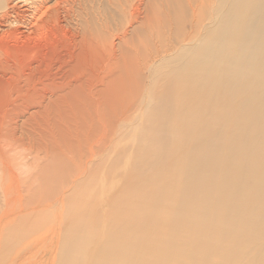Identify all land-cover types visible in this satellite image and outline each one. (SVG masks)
Returning a JSON list of instances; mask_svg holds the SVG:
<instances>
[{
    "label": "bare ground",
    "instance_id": "bare-ground-1",
    "mask_svg": "<svg viewBox=\"0 0 264 264\" xmlns=\"http://www.w3.org/2000/svg\"><path fill=\"white\" fill-rule=\"evenodd\" d=\"M223 88L242 93L230 118H253L244 139L253 151L241 158L231 156L239 143L191 144ZM263 129L264 0H0L2 217L16 202L112 196L120 181L141 192L172 169L182 176L162 190L166 198L181 183L165 217L173 234L113 233L95 260L154 254L167 264L223 251L216 264H264ZM214 192L219 203L197 206ZM188 222L210 233L177 244ZM149 237L164 243L139 246Z\"/></svg>",
    "mask_w": 264,
    "mask_h": 264
},
{
    "label": "rangeland",
    "instance_id": "rangeland-1",
    "mask_svg": "<svg viewBox=\"0 0 264 264\" xmlns=\"http://www.w3.org/2000/svg\"><path fill=\"white\" fill-rule=\"evenodd\" d=\"M241 94L239 88L220 89L217 102L204 106L209 112V116L207 118L205 114L201 121V127H196L191 144L197 146L200 145L201 140L205 141L206 143L200 148L206 152L211 145H213L212 150L214 151V143L217 141L223 150L229 152L231 146H234L233 142H235L239 143V146L235 147V153H231L232 157L234 155L235 158H241L244 154L250 155L253 149L245 146L244 139L247 137L246 131L254 125L253 118H240L236 121L230 118L232 117L231 114L239 110V96ZM261 138L260 146L263 147L264 129ZM207 141H210L211 145ZM255 151L264 160L261 155L262 151ZM186 162L181 164L182 171L192 164L190 160H186ZM210 165V170L214 171L216 162H210ZM171 170L169 169L165 180L148 185L143 184L141 192L138 191L137 185H132L133 181H120L117 184L119 190L112 196H98L96 198L90 196L67 198L62 196L48 201L16 202L15 210L8 212L6 217H2L3 212L1 210L3 207L0 202V264H118L120 261L95 260L96 255L98 257L103 254L101 247L110 240L113 233L121 238L140 227L142 234L157 232L160 236L163 234L166 238L169 237V234H173V232L170 231L165 217L170 215L172 208L177 205L178 188L181 183L176 190L165 191L166 198L169 196L171 203H166V201L164 203L163 198L165 196L162 189L165 181H170L173 176H182L177 171L175 173ZM249 179L250 177H248V181ZM262 182L259 181L257 184ZM175 185L176 182L172 187L175 188ZM231 188L232 184L226 187L228 191ZM250 190H254V187H250L249 182H247L246 192L249 194ZM219 200L220 194L214 192L211 196H201L197 200V206H205L211 201L219 203ZM157 214H160L161 218L153 227L150 222ZM187 214L191 215L192 212H187ZM148 215L149 218L147 219ZM99 219L102 226L99 224ZM183 227H185L186 232L182 229L181 236L177 240V244L180 245H185L181 244L182 242L188 245L193 242V238L190 237L194 234L192 231H198L203 236L210 233L207 227L201 228L194 222H188ZM134 238L129 237L130 240L123 243L129 244V247L135 246L138 241H134ZM163 243L164 240L158 244L157 240L149 237L139 246L156 248L161 247ZM215 253L216 251L209 261H204L203 255L198 254L196 261L175 258L167 264H216L224 252ZM155 256L157 257L153 254L154 261H141V263L159 264L155 261ZM126 258L128 261L125 262L130 263V258Z\"/></svg>",
    "mask_w": 264,
    "mask_h": 264
}]
</instances>
